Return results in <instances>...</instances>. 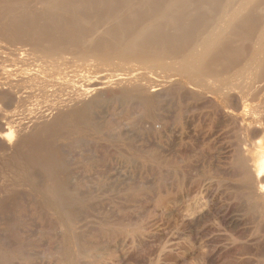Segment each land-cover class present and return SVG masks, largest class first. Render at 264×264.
<instances>
[{
  "label": "rangeland",
  "instance_id": "obj_1",
  "mask_svg": "<svg viewBox=\"0 0 264 264\" xmlns=\"http://www.w3.org/2000/svg\"><path fill=\"white\" fill-rule=\"evenodd\" d=\"M72 65L70 80L85 70ZM123 97L33 133L11 156L0 150V264H264L263 211L232 175L213 109L176 93Z\"/></svg>",
  "mask_w": 264,
  "mask_h": 264
},
{
  "label": "bare ground",
  "instance_id": "obj_2",
  "mask_svg": "<svg viewBox=\"0 0 264 264\" xmlns=\"http://www.w3.org/2000/svg\"><path fill=\"white\" fill-rule=\"evenodd\" d=\"M71 64L85 69L73 70L75 81L66 76ZM172 93L225 124L232 175L263 216L264 0H0V103L13 107L0 108L1 152L100 98L157 102ZM38 94L46 100L29 107Z\"/></svg>",
  "mask_w": 264,
  "mask_h": 264
},
{
  "label": "snow or ice",
  "instance_id": "obj_3",
  "mask_svg": "<svg viewBox=\"0 0 264 264\" xmlns=\"http://www.w3.org/2000/svg\"><path fill=\"white\" fill-rule=\"evenodd\" d=\"M9 138L11 139V136Z\"/></svg>",
  "mask_w": 264,
  "mask_h": 264
}]
</instances>
